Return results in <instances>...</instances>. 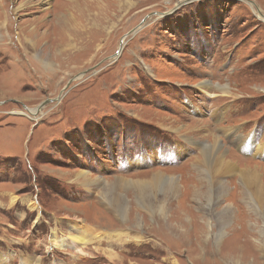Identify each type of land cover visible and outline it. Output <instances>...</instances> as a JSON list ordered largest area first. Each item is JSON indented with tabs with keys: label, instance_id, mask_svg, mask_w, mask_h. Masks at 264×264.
I'll return each instance as SVG.
<instances>
[{
	"label": "rangeland",
	"instance_id": "obj_1",
	"mask_svg": "<svg viewBox=\"0 0 264 264\" xmlns=\"http://www.w3.org/2000/svg\"><path fill=\"white\" fill-rule=\"evenodd\" d=\"M43 1L0 0L1 264H264V193L225 175L206 203L150 174L186 184L209 133L264 166V0ZM74 171L130 179L112 189L129 214ZM140 183L188 222L139 207Z\"/></svg>",
	"mask_w": 264,
	"mask_h": 264
},
{
	"label": "bare ground",
	"instance_id": "obj_2",
	"mask_svg": "<svg viewBox=\"0 0 264 264\" xmlns=\"http://www.w3.org/2000/svg\"><path fill=\"white\" fill-rule=\"evenodd\" d=\"M43 2H44V4L48 5V0H44ZM251 7H252L255 15L260 20L264 21V15H262L264 13H263L261 7H258L255 5H253ZM62 30H64V28L61 29L60 35L62 34V32L63 33L65 32V33H67V36H68V38L65 42L66 45H64V47H67L70 44V41L72 40V36L70 35L69 32L62 31ZM59 40L62 41L60 36H59ZM60 41L56 44V48L61 46V44H63ZM75 46H76V44H75ZM75 46L73 45V47H75ZM62 54L66 55L67 52L62 53ZM209 84L207 82L208 86H209ZM224 88L226 90L230 91L226 87H224ZM25 115H27V114H25ZM29 117L35 118L36 116H29ZM209 135H210L209 139L207 141H205L203 144H201L202 145L201 151L195 157L196 161L192 162L193 164L195 162L196 163L199 162L198 166L196 167V173L193 175L191 174L192 176L190 177V179H188V182L186 184H184L181 180H178L176 177H174L172 175H166L162 171H160L159 169H156V170L152 171L150 174L153 177H156V176H160V177L155 180V187L152 190L153 191H158V190L163 191L164 188L169 189L171 197H172V195L175 192L177 193L183 186V188L185 190L189 189L191 191L193 199H195L197 201H202V199H204V201H206V203H207V201H209L210 203H213L215 200H213L212 198H218V196H216L214 194V191L210 190L211 185L214 183H218L219 186H224L226 183L224 182V180H222V178H221L222 176H225V175H232V176L235 175L236 176L237 175L238 179H240L241 184L243 185L242 189L245 190L246 194H248L250 197H252L254 202H257L258 198L262 197V195L264 193V171H263L264 166H263V164L260 165L258 163H247V162L243 163L242 162L243 160L242 161L239 160L241 162V163L240 162L239 163L242 165V166H239L240 165L239 163H236L233 160V158L229 157V156H231L230 151L228 150V148L226 146H224V143L222 142V140H220V138L216 135H213L210 133H209ZM252 140H253V137L251 139H249V142L247 141L248 142L247 146H250V148H251V146H253L254 147L253 148L254 153H263L264 152V145L253 144ZM73 173L75 176V180H77L78 182L81 181V183L83 185H87V187H91V186L96 185V184L101 185V188L98 191V194L101 196V198H104V200L108 203V208L110 207L112 210H116L122 217H124L126 213L129 214L130 210H129V207L127 204L126 197L124 196L122 198V200H120L119 202H116V200L114 199L115 197L113 195L114 190L112 191V189L114 187H116L115 185L117 183H120V182H124L125 184L123 186H125L127 183L131 182L130 179L124 178L121 176H116L112 179L103 178V177L94 178V177H91L88 174H86V172H84V171H74ZM215 176L217 177L216 179H215ZM146 187H147L146 190H144V192L142 193L143 184L140 183L136 186L137 193L139 194V202H140L139 207L145 209V211H148V213L149 212L151 213L154 210H158L159 215H162V213H165V212H167V215L179 213V212H176L175 208H173L174 206L172 205V203H173L172 199H170L169 202H164V203L159 202L158 200H160V199L157 198L156 196H154L152 193V190L149 188V187H151L149 183H146ZM217 193H219V192H216V194ZM110 194L112 197H110ZM186 194H188V196H189V191ZM165 208H167V209L165 211H163ZM69 209H72V208H69ZM135 210H136V208H135ZM73 211L74 210H72V212ZM136 215H137V213H136ZM63 217H70V215L65 214V215H63ZM73 217L76 219H79V221L76 220L78 224H74L76 226L77 231H76V235L73 236V240L75 241L74 243H77V245H79L80 241L83 238V234H85L83 231L84 229H80L81 225H83L85 228H88V229L91 228L92 226L90 224H87L86 221L84 219H82V217L81 218L77 217V215H75V214L73 215ZM164 217H165V215H164ZM177 217L179 218V219L177 218L178 220H184L187 222L189 220V218L187 217V215L184 212L179 213V216L177 215ZM162 219H163V217H162ZM162 219L160 218V220H162ZM87 225H89V226H87ZM180 225H181V223H180ZM70 230H68V231H70ZM71 233H73V232H71ZM62 243H63V240H62ZM51 244H52V247L57 246L58 248H60L62 246V245H60V243L58 241H55V242L52 241ZM77 245H75L73 247L77 257H79V256L82 257L83 253H85L87 256H89V254H94L96 252V249L93 247L87 246V247L81 249ZM104 253L107 255V257L109 258L110 261H113L117 257L116 254L111 253V252H104ZM85 254H84V256H85ZM25 261L26 260L24 259V261H22V262H24L26 264ZM0 264H1V262H0Z\"/></svg>",
	"mask_w": 264,
	"mask_h": 264
},
{
	"label": "water",
	"instance_id": "obj_3",
	"mask_svg": "<svg viewBox=\"0 0 264 264\" xmlns=\"http://www.w3.org/2000/svg\"><path fill=\"white\" fill-rule=\"evenodd\" d=\"M141 24H142V23H141ZM141 24H140V25H141ZM140 25H139L138 27H136V28H139ZM136 28H135V29H136ZM135 29H134V30H135ZM121 44H122V43L120 42V45H121ZM49 101L51 102L52 100H51V99H46V100H44V102H49ZM44 102L42 103V105L44 104ZM42 105H40L39 107L35 108L34 110H35V111H38ZM28 110H29V109H28ZM32 110H33V109H32Z\"/></svg>",
	"mask_w": 264,
	"mask_h": 264
}]
</instances>
